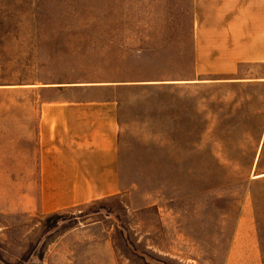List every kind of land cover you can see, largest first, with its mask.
I'll use <instances>...</instances> for the list:
<instances>
[{
    "label": "rangeland",
    "instance_id": "rangeland-1",
    "mask_svg": "<svg viewBox=\"0 0 264 264\" xmlns=\"http://www.w3.org/2000/svg\"><path fill=\"white\" fill-rule=\"evenodd\" d=\"M233 32L218 0H0V264H254L229 248L264 169V83L187 81L264 75L220 73ZM56 83L116 101L121 191L42 213Z\"/></svg>",
    "mask_w": 264,
    "mask_h": 264
},
{
    "label": "crops",
    "instance_id": "crops-1",
    "mask_svg": "<svg viewBox=\"0 0 264 264\" xmlns=\"http://www.w3.org/2000/svg\"><path fill=\"white\" fill-rule=\"evenodd\" d=\"M220 15L233 18L234 49L220 73L238 74L242 64L264 65V0H218ZM225 65V66H224ZM188 82L264 83V75L190 78ZM168 82V81H163ZM120 82H97L88 87ZM123 85L133 82H123ZM58 92L38 110L36 207L42 213L113 196L121 191L118 118L108 92H74L81 83L41 84ZM83 89V88H81ZM249 204L236 219L229 251L264 264V169L251 175ZM258 259L255 262V259Z\"/></svg>",
    "mask_w": 264,
    "mask_h": 264
},
{
    "label": "trees",
    "instance_id": "trees-1",
    "mask_svg": "<svg viewBox=\"0 0 264 264\" xmlns=\"http://www.w3.org/2000/svg\"><path fill=\"white\" fill-rule=\"evenodd\" d=\"M92 201V200H91Z\"/></svg>",
    "mask_w": 264,
    "mask_h": 264
}]
</instances>
